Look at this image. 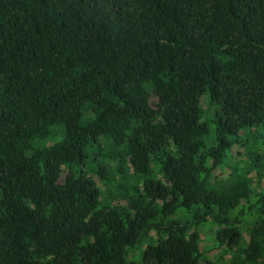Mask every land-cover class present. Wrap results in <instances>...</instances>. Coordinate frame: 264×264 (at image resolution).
<instances>
[{"label":"trees","instance_id":"trees-1","mask_svg":"<svg viewBox=\"0 0 264 264\" xmlns=\"http://www.w3.org/2000/svg\"><path fill=\"white\" fill-rule=\"evenodd\" d=\"M263 178L264 0H0V264H264Z\"/></svg>","mask_w":264,"mask_h":264},{"label":"rangeland","instance_id":"rangeland-1","mask_svg":"<svg viewBox=\"0 0 264 264\" xmlns=\"http://www.w3.org/2000/svg\"><path fill=\"white\" fill-rule=\"evenodd\" d=\"M236 150L237 147L234 148L233 152H235ZM215 172L219 173V169H216ZM262 186H264V178H263ZM206 226H210V225L206 224ZM200 233H201L200 247L203 251V258L206 260H210L212 264H219L221 262H223L224 264H228L226 262L227 261L226 258L228 257V252L224 251L223 249H217L213 247V238H212L213 233L211 229L203 228Z\"/></svg>","mask_w":264,"mask_h":264}]
</instances>
